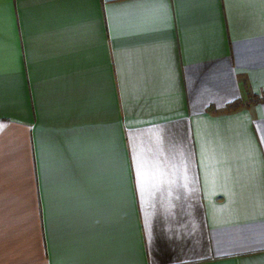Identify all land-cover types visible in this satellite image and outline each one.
I'll return each instance as SVG.
<instances>
[{
  "label": "crops",
  "instance_id": "obj_1",
  "mask_svg": "<svg viewBox=\"0 0 264 264\" xmlns=\"http://www.w3.org/2000/svg\"><path fill=\"white\" fill-rule=\"evenodd\" d=\"M0 264H264V0H0Z\"/></svg>",
  "mask_w": 264,
  "mask_h": 264
}]
</instances>
